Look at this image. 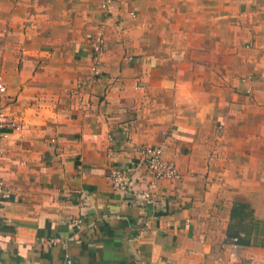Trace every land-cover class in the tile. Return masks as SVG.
Instances as JSON below:
<instances>
[{"label":"crops","instance_id":"1","mask_svg":"<svg viewBox=\"0 0 264 264\" xmlns=\"http://www.w3.org/2000/svg\"><path fill=\"white\" fill-rule=\"evenodd\" d=\"M101 2L0 0V264H264L227 237L234 202L264 222V0ZM161 142L182 178L150 187Z\"/></svg>","mask_w":264,"mask_h":264},{"label":"built area","instance_id":"2","mask_svg":"<svg viewBox=\"0 0 264 264\" xmlns=\"http://www.w3.org/2000/svg\"><path fill=\"white\" fill-rule=\"evenodd\" d=\"M116 6V0H102L100 9L105 17H109L113 15V9ZM106 23H103L99 30L94 34V42L92 45V59L94 61V65L92 67L93 78H98L101 75L98 67L97 60L100 55L103 53V49L106 43V37L104 28ZM5 91L4 85L0 82V93ZM21 129L19 125L15 124L12 121L7 119L6 114L0 111V141L4 137L3 130L7 127ZM164 147L165 144L163 142L157 143L150 146H140L137 148V152L141 154V163L144 166L147 174L150 177V187L155 186L156 181L160 180H180L182 175L177 169L175 163L164 157ZM2 158V152L0 150V159ZM110 177L113 180V187L125 193L129 196L133 193L132 181L126 175L125 170L113 169L110 173ZM7 193L6 187L2 178L0 177V208L5 202V195ZM144 198L149 197V193L143 194ZM147 224V223H145ZM235 241V239H234ZM62 264H73V260L70 256H65L62 260ZM138 264H147V263H138Z\"/></svg>","mask_w":264,"mask_h":264},{"label":"trees","instance_id":"3","mask_svg":"<svg viewBox=\"0 0 264 264\" xmlns=\"http://www.w3.org/2000/svg\"><path fill=\"white\" fill-rule=\"evenodd\" d=\"M246 220L251 223V229L254 228L255 234H259L263 231L264 222L256 220L253 217V210L250 206L246 203L234 202L231 207L230 223L227 229L228 239H235L234 243L236 244H250V231H248V233L246 232V234L249 235L247 240L240 238V232L246 230L243 224Z\"/></svg>","mask_w":264,"mask_h":264},{"label":"rangeland","instance_id":"4","mask_svg":"<svg viewBox=\"0 0 264 264\" xmlns=\"http://www.w3.org/2000/svg\"><path fill=\"white\" fill-rule=\"evenodd\" d=\"M103 15H104V14H103ZM112 18H113V15H112V16H109V17H105V20H109V19L111 20ZM117 23H118V22H117ZM101 25H102V24H101ZM101 25H99V28H100ZM99 28H98L97 30H99ZM104 29H106V26H105ZM97 30H96V31H97ZM96 31H95V33H96ZM95 33H94V34H95ZM94 37H95V35H94ZM110 178H111V177H110Z\"/></svg>","mask_w":264,"mask_h":264}]
</instances>
